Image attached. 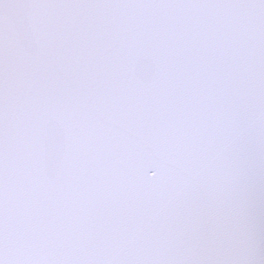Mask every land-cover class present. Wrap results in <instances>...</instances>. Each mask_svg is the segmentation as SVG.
I'll use <instances>...</instances> for the list:
<instances>
[{
  "label": "snow or ice",
  "instance_id": "6c2138e0",
  "mask_svg": "<svg viewBox=\"0 0 264 264\" xmlns=\"http://www.w3.org/2000/svg\"><path fill=\"white\" fill-rule=\"evenodd\" d=\"M0 264H264V0H0Z\"/></svg>",
  "mask_w": 264,
  "mask_h": 264
}]
</instances>
